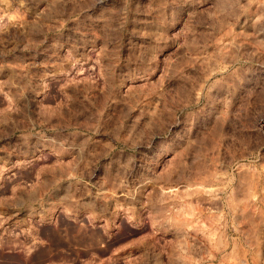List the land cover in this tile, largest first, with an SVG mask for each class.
Returning <instances> with one entry per match:
<instances>
[{
    "label": "rangeland",
    "instance_id": "1",
    "mask_svg": "<svg viewBox=\"0 0 264 264\" xmlns=\"http://www.w3.org/2000/svg\"><path fill=\"white\" fill-rule=\"evenodd\" d=\"M0 264H264V0H0Z\"/></svg>",
    "mask_w": 264,
    "mask_h": 264
},
{
    "label": "bare ground",
    "instance_id": "2",
    "mask_svg": "<svg viewBox=\"0 0 264 264\" xmlns=\"http://www.w3.org/2000/svg\"><path fill=\"white\" fill-rule=\"evenodd\" d=\"M49 182H50V180H49Z\"/></svg>",
    "mask_w": 264,
    "mask_h": 264
}]
</instances>
